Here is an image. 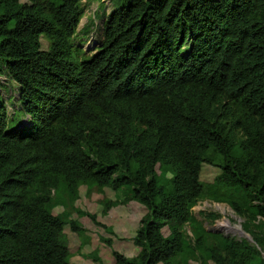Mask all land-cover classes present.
<instances>
[{
	"label": "trees",
	"instance_id": "obj_1",
	"mask_svg": "<svg viewBox=\"0 0 264 264\" xmlns=\"http://www.w3.org/2000/svg\"><path fill=\"white\" fill-rule=\"evenodd\" d=\"M83 1L0 0V77L21 107L10 118L0 94V264H71L66 217L49 208L81 186L128 190L147 211L139 255L114 251L117 264H181L182 230L214 190L242 189L247 208L228 202L264 225V0H117L81 58ZM204 164L222 171L213 185ZM222 244L217 264H264Z\"/></svg>",
	"mask_w": 264,
	"mask_h": 264
},
{
	"label": "rangeland",
	"instance_id": "obj_2",
	"mask_svg": "<svg viewBox=\"0 0 264 264\" xmlns=\"http://www.w3.org/2000/svg\"><path fill=\"white\" fill-rule=\"evenodd\" d=\"M116 1L82 2L84 17L72 44L73 51L82 50V54L77 53L81 58H88L96 53L92 44L101 42L104 16H109L115 9ZM21 2L25 3L27 0ZM41 42L42 49L48 51L50 43L45 38H42ZM0 87L8 115L13 118L21 109L17 100V85L2 76ZM238 139L240 134H237ZM221 172L217 166L204 164L200 179L207 185H213ZM127 191L100 190L93 185L81 186L74 198L63 189L53 193V203L49 209L55 216L66 217L65 235L72 252L71 264H117L114 251L122 253L128 259L139 255L140 249L135 246L133 240L147 211L137 202H128ZM214 192L215 190L211 197L201 200L193 207L192 220L182 230L188 246L184 255L178 257V261L181 264H217L211 258V252H222V242L225 239L248 244L264 260L263 220L249 221L247 217L240 216L228 202L238 201L244 209L247 208L242 189H237L232 195ZM79 212L96 215L102 227L95 225L88 217L80 216ZM70 221H77L85 228L86 231L80 239L71 232L68 224ZM163 234L169 235L168 227L163 229ZM199 238L202 240L201 245H198ZM105 240L111 241L112 247H109Z\"/></svg>",
	"mask_w": 264,
	"mask_h": 264
}]
</instances>
